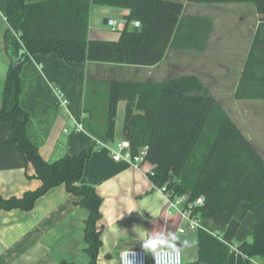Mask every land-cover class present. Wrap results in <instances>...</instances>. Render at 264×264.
Returning <instances> with one entry per match:
<instances>
[{"label": "trees", "instance_id": "obj_1", "mask_svg": "<svg viewBox=\"0 0 264 264\" xmlns=\"http://www.w3.org/2000/svg\"><path fill=\"white\" fill-rule=\"evenodd\" d=\"M185 2L251 3L264 18V0H0V12L9 24L4 50L9 59L0 104V121L11 129L4 144L14 145L34 169L41 185L21 197L0 194V208L29 210L48 189L63 184L88 211L84 221L87 264H96L101 246V196L87 184H78L85 160L96 145L77 154L66 153L47 161L26 135L28 111L19 104L20 68L29 55L54 52L67 61H94L153 66L168 49L203 50L213 20L183 15ZM92 5L126 8L124 27L115 41L87 39ZM133 20L140 22L132 28ZM260 22L251 41L234 99L264 100V76L257 73L256 53ZM90 86V83H89ZM90 89V87H89ZM87 88V93L89 92ZM125 102L123 135L133 153L145 146L144 159L153 165L150 179L170 197L186 195L200 218L217 213L250 211L254 222L251 241L236 246L245 257L264 253V159L195 74L160 81L111 80L107 83L106 118L102 134L111 141L116 105ZM264 117V106H263ZM85 116L82 121L84 122ZM197 258L186 264H227L233 243L203 228L196 231ZM231 244V245H230ZM59 264H74L61 261Z\"/></svg>", "mask_w": 264, "mask_h": 264}, {"label": "crops", "instance_id": "obj_2", "mask_svg": "<svg viewBox=\"0 0 264 264\" xmlns=\"http://www.w3.org/2000/svg\"><path fill=\"white\" fill-rule=\"evenodd\" d=\"M243 6L250 9V15L243 14L242 19L248 16L251 17L252 22L248 25V43L238 69L233 93L257 27L260 22L264 23V18L255 12L251 3L238 2L229 8H243ZM216 9L221 8L216 7ZM224 10L225 8H222V11ZM92 11L101 18V27L109 28L110 31H118V28L112 29L106 21L114 17L122 18L124 21L121 22L122 29L125 25L123 16L128 13L126 8L104 5H92L90 12ZM188 15L206 16L204 13ZM89 19L90 13L88 22ZM214 20L203 50L175 49L191 50L178 51L183 59L188 55L197 56V53L207 49L215 27ZM8 27L6 17L0 12V104L5 72L9 65V59L4 50V33ZM104 34L87 30L86 37L108 41H115L119 37H111L108 31ZM168 51L169 49L165 57L153 66L67 61L54 52H36L29 55L21 65V88L18 100L20 106L29 114L26 135L38 147L44 159L53 161L66 153L77 154L91 146L93 141L99 142L85 160L78 183L92 186L102 199L101 218L97 221V226L101 228V246L96 264H118L119 253L124 249L143 246L150 254L153 248L161 243L180 248L186 258L185 261L183 257L184 264L197 258V230L187 229L184 233L178 232V228L183 225V220L176 210L166 211L165 196L154 186L148 176V171L153 168V165L145 161L140 168H135L127 161H115L104 146V144H113L124 139V101L120 100L116 105L112 140L108 141L102 134V126L106 118L107 83L114 79L143 81L135 79L137 78L135 76L139 75L143 69H158L166 59ZM256 53L259 64L257 73L259 76H264V26L260 30ZM215 65L219 66L217 62ZM183 74L198 76L191 71ZM89 83L90 89L87 93ZM57 90L65 95L68 101V112L58 104ZM247 100L258 101L257 107L263 120L261 124L258 115L254 116L258 127L253 134L254 138H247L264 159V100L260 98ZM83 116H85L84 122L82 121L85 130H72V119L81 121ZM64 128L69 129V132H64ZM10 129V122L0 121V194L5 198L21 197L25 191L35 190L41 185V181L34 177L32 164L25 161L17 147L4 144L5 136ZM78 199V196L73 195L63 184H60L39 196L29 210L0 208V264H59L61 261L87 264L88 255L84 250L86 246L84 221L88 211L78 203ZM239 210L240 227L245 219H251L250 229L245 235H242L239 228L237 236L233 240H228L221 236L219 230L210 229L209 219L214 214L202 217L199 228H203L212 235L218 232L222 241L236 246L242 241H251L254 227L251 213L250 211L243 213L241 209ZM219 217L217 216L216 219ZM232 252L235 254L227 258V264L245 263V257L241 252L231 250L230 253ZM247 264H264V253L252 255Z\"/></svg>", "mask_w": 264, "mask_h": 264}, {"label": "rangeland", "instance_id": "obj_3", "mask_svg": "<svg viewBox=\"0 0 264 264\" xmlns=\"http://www.w3.org/2000/svg\"><path fill=\"white\" fill-rule=\"evenodd\" d=\"M234 4L236 3L185 2L183 15L204 13L213 20L215 19L213 35L209 39L207 49L204 52L197 53V56L188 55L185 59L180 56L178 51L191 50L169 49L166 59L158 69H143L139 75L135 76L137 77L135 79H142L143 81L151 79L160 80L164 77L188 73V71L197 73L206 88L236 125L241 128L245 136L253 139V134H255L258 127L254 116L257 117L258 115L261 124L263 123L257 107L258 101L247 99L236 100L233 98V88L238 77V69L240 68L243 53L248 43V25L252 21L251 17L249 18L248 16L242 19L243 14L250 15L249 8L246 6H243V8H229L230 6H234ZM213 6L221 9L218 10ZM222 8H225V10L222 11ZM114 19H116V27L119 31L121 29V22L124 21L119 17H114ZM101 22L99 16L97 17L93 11L90 12L87 30H93L96 33L102 32L103 34L108 31L111 37L119 36L117 30L110 31L109 28L101 27ZM216 62L219 66L215 65ZM89 87L87 88L89 89ZM239 213L240 210L238 209L235 213L224 212L211 215L212 218L209 219L210 229L219 230L221 236L228 240H233L237 236L239 228L242 235L247 234L250 229L249 222L251 219L248 218L249 221L245 219L240 227ZM217 216H220L219 219H216ZM224 217L225 219H223ZM234 254V252L230 253L228 258Z\"/></svg>", "mask_w": 264, "mask_h": 264}, {"label": "built area", "instance_id": "obj_4", "mask_svg": "<svg viewBox=\"0 0 264 264\" xmlns=\"http://www.w3.org/2000/svg\"><path fill=\"white\" fill-rule=\"evenodd\" d=\"M106 23L112 29L116 28L115 19H108ZM130 25L132 28H137L139 27L140 22L138 20H133L131 21ZM56 96L58 104L68 112V101L63 92L57 90ZM71 125V129L74 131L85 130L82 120L77 121L75 119H72ZM63 131L68 133L69 129L64 128ZM95 142L96 144L99 143L96 140ZM104 146L108 149L111 158L115 161H127L135 168H140L142 163L146 161L144 159L146 147L143 146L138 150V152L133 153L131 151L128 139H120L113 144H104ZM152 174L153 172L151 169L148 171L149 178ZM156 188L165 196L167 202L166 211L174 209L181 216L183 225L178 228L179 233H184L187 229L197 230L199 228L201 218L198 214L193 213V208L199 204H202V197H198L192 202H188L186 195L170 197L165 191L164 187ZM213 235L219 238L218 232L214 233ZM231 247L232 250H237L236 245H231ZM118 264H184V260L183 252L180 248L175 246H166L161 243L153 248L150 254L146 252V249L143 246L139 248L124 249L119 253Z\"/></svg>", "mask_w": 264, "mask_h": 264}]
</instances>
